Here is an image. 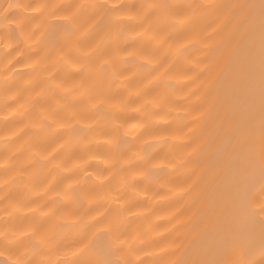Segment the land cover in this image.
<instances>
[{"label":"clouds","instance_id":"1","mask_svg":"<svg viewBox=\"0 0 264 264\" xmlns=\"http://www.w3.org/2000/svg\"><path fill=\"white\" fill-rule=\"evenodd\" d=\"M262 255L264 0H0V264Z\"/></svg>","mask_w":264,"mask_h":264},{"label":"bare ground","instance_id":"2","mask_svg":"<svg viewBox=\"0 0 264 264\" xmlns=\"http://www.w3.org/2000/svg\"><path fill=\"white\" fill-rule=\"evenodd\" d=\"M249 7H250V15H251L252 13H255L257 11V9L259 8V5L255 4V3H252ZM229 87L232 88V95H235L236 89L241 87V84L240 83H236L234 85H230ZM254 264H264V255L258 257L255 260Z\"/></svg>","mask_w":264,"mask_h":264}]
</instances>
